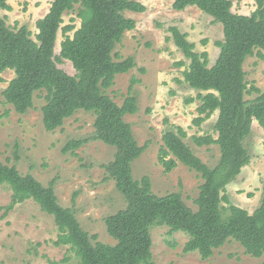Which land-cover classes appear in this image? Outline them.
Wrapping results in <instances>:
<instances>
[{"label": "trees", "instance_id": "16d2710c", "mask_svg": "<svg viewBox=\"0 0 264 264\" xmlns=\"http://www.w3.org/2000/svg\"><path fill=\"white\" fill-rule=\"evenodd\" d=\"M9 1L0 0V10H10ZM255 1L256 8L249 15L233 12L231 0L173 2L177 11L197 7L221 24L224 32L223 41L218 43L220 54L210 66L207 52H197L186 34L171 28L176 46L189 60L184 82L200 92L198 117L193 124L200 127L218 113L215 135L192 137L198 147H219L220 157L214 167L195 155L185 142L188 134L181 126L166 131L162 137L159 162L165 172L181 163L203 180L195 201L197 211L184 202L180 192L158 196L149 177L134 178L132 165L147 145L138 144L125 118L138 112V100L132 86L122 105L107 94L117 76L129 73L137 65L132 56L115 61L114 50L124 34L136 27L135 20L125 13L144 12L143 4L134 0H53L49 12L37 21L36 40L31 38L27 27L12 29L0 18V80L8 70L15 74L3 91L5 104L25 115L34 108L36 94L45 91L42 114L48 132L62 127L79 111L93 114L92 139L116 150L114 160L103 168L127 202L125 209L105 219L107 231L116 241L115 245L105 244L82 228L72 208L59 204L55 181L45 187L30 174L22 176L15 165L0 161V189L9 186L12 190L8 209L28 200L38 203L44 213L54 217L59 230L56 245L68 246L79 264H156L152 253L154 227H167L169 236L187 234L184 253L197 252L203 260L211 258L230 241L240 244L246 255L262 258L264 183L259 207L253 214L235 205L226 207L221 198L226 187L251 162L247 140L252 135L254 120L264 121V90L249 86L244 70L249 57L264 60V0ZM71 11H76L81 20L77 30L75 19L64 26V16ZM60 31L64 39L57 56L55 47ZM63 60L72 63L75 75L58 67L57 63ZM254 94L258 96L247 99ZM190 102L193 99L187 100ZM87 141L72 140L63 152L75 154Z\"/></svg>", "mask_w": 264, "mask_h": 264}, {"label": "rangeland", "instance_id": "374dc122", "mask_svg": "<svg viewBox=\"0 0 264 264\" xmlns=\"http://www.w3.org/2000/svg\"><path fill=\"white\" fill-rule=\"evenodd\" d=\"M53 0H10V10H0L12 29L27 27L31 38L36 40L37 21L50 10ZM145 6L142 13L126 12L125 16L135 20L136 27L127 31L114 50L115 61L134 57L136 67L129 73L119 75L107 94L122 105L125 98L133 94L138 100V112L126 116L133 134L140 146L147 149L133 165L136 180L149 177L152 190L158 196L180 192L184 202L197 211L195 203L200 186V175L183 164L166 173L159 162L163 146V134L175 126L184 128L188 137L185 142L204 163L214 167L220 157L216 145L198 147L192 137L206 134L215 135L218 113L200 127L193 124L198 117L200 105L199 91L184 82V71L189 60L176 46L171 28L176 27L187 35L197 52H207L210 66L214 65L219 54L218 43L223 41L221 24L197 7L183 11L173 9L174 0H134ZM233 12L249 15L256 8L255 0H231ZM78 7V6H77ZM76 30L81 26L76 11L64 16V26L71 23ZM73 35V32L70 33ZM59 32L55 52L61 51L63 40ZM264 53V52H263ZM182 63V64H181ZM70 75L75 69L68 60L57 63ZM246 80L249 86L255 85L264 90V60L258 56L249 57L245 64ZM13 71H6L0 80V161L9 166L15 165L22 176L32 175L43 186L55 181V194L59 204L72 208L82 228L97 235L98 241L115 245L109 235L105 219L125 209L127 202L117 190L103 168L114 160L116 150L101 141L93 140L95 116L79 111L67 119L62 127L54 132L46 131L43 125L42 108L46 104L45 91L38 92L34 108L27 114H18L13 106L5 104L3 91L14 78ZM134 80H139L133 83ZM258 95L247 96L254 99ZM193 102L187 103V100ZM72 140H88L75 151L64 153L63 148ZM251 162L242 169L236 181L229 184L222 193V204L235 205L250 214L259 207L264 183V121L254 120L253 132L247 140ZM12 201L9 186L0 189V264H79V259L68 246H57L59 230L54 217L44 213L34 200L18 204L8 209ZM167 227H154L153 259L156 264H262V258L246 255L244 248L235 241L216 250L214 255L203 260L199 253H184L183 248L189 239L179 232L169 236Z\"/></svg>", "mask_w": 264, "mask_h": 264}]
</instances>
